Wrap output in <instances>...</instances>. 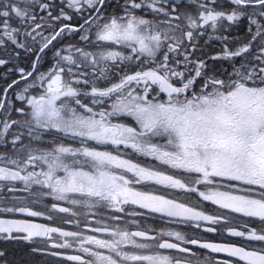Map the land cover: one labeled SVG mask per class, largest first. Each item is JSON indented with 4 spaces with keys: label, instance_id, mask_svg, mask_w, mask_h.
Instances as JSON below:
<instances>
[{
    "label": "snow or ice",
    "instance_id": "1",
    "mask_svg": "<svg viewBox=\"0 0 264 264\" xmlns=\"http://www.w3.org/2000/svg\"><path fill=\"white\" fill-rule=\"evenodd\" d=\"M0 69L25 264H264V0H0Z\"/></svg>",
    "mask_w": 264,
    "mask_h": 264
},
{
    "label": "flooded vegetation",
    "instance_id": "2",
    "mask_svg": "<svg viewBox=\"0 0 264 264\" xmlns=\"http://www.w3.org/2000/svg\"><path fill=\"white\" fill-rule=\"evenodd\" d=\"M6 218H27V217H6ZM31 219V222L33 223H38V224H49L50 226H60L58 223L53 224L49 221H47L43 217H36V218H29ZM67 230H72L71 227L69 226ZM212 237H209L211 239ZM7 248L10 252V258L14 259L17 264H25L26 261H32V260H42L44 259L43 257H35L29 255V246L25 243H14V242H4L0 241V249ZM216 256L218 259H223L226 258L225 255L223 254H213Z\"/></svg>",
    "mask_w": 264,
    "mask_h": 264
},
{
    "label": "trees",
    "instance_id": "3",
    "mask_svg": "<svg viewBox=\"0 0 264 264\" xmlns=\"http://www.w3.org/2000/svg\"><path fill=\"white\" fill-rule=\"evenodd\" d=\"M3 70L2 69H0V72H2Z\"/></svg>",
    "mask_w": 264,
    "mask_h": 264
},
{
    "label": "water",
    "instance_id": "4",
    "mask_svg": "<svg viewBox=\"0 0 264 264\" xmlns=\"http://www.w3.org/2000/svg\"><path fill=\"white\" fill-rule=\"evenodd\" d=\"M224 255V254H223Z\"/></svg>",
    "mask_w": 264,
    "mask_h": 264
}]
</instances>
